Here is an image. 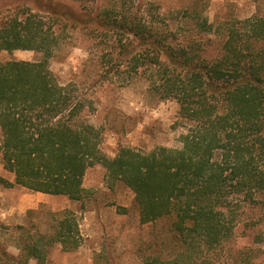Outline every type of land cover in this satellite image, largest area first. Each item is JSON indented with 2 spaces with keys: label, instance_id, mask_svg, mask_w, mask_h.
Masks as SVG:
<instances>
[{
  "label": "trees",
  "instance_id": "16d2710c",
  "mask_svg": "<svg viewBox=\"0 0 264 264\" xmlns=\"http://www.w3.org/2000/svg\"><path fill=\"white\" fill-rule=\"evenodd\" d=\"M49 8L99 32L101 44L113 40L102 51L103 69L124 83L141 77L159 99L176 101L186 133L181 148L145 153L122 147L107 156L101 130L84 116L85 100L49 68L58 46L54 31L40 15L26 12L0 25V55H43L32 62L0 58V161L14 175V182H1L84 203L90 197L87 171L103 167L111 186L121 184L134 194L142 225L170 220L178 250L172 264H206L198 254L231 242L243 216L264 210V17L229 22L222 54L207 59L173 45L155 5L143 11L120 0L95 17ZM199 25L212 31L206 20ZM52 216L50 236L30 237L18 247L19 256L0 248V264H46L55 245L77 250L76 213ZM146 264L167 263L157 258Z\"/></svg>",
  "mask_w": 264,
  "mask_h": 264
},
{
  "label": "rangeland",
  "instance_id": "374dc122",
  "mask_svg": "<svg viewBox=\"0 0 264 264\" xmlns=\"http://www.w3.org/2000/svg\"><path fill=\"white\" fill-rule=\"evenodd\" d=\"M120 0H0V25L10 17L26 12L40 15L57 38L58 46L49 68L62 85L74 87L77 97L85 100L84 116L101 130V148L115 157L122 147L150 152L156 147L181 148L186 126L179 117L174 100H161L141 77L124 83L105 71L101 65L105 44L99 32L67 22L48 12L61 6L95 17ZM134 7L147 10L155 5L172 32L174 46H184L195 56L207 59L222 54L227 25L236 19L264 17V0H131ZM212 25L205 31L200 21ZM36 51H3V62L38 61ZM2 134L0 130V142ZM0 179L14 182V175L3 168ZM84 187L90 197L73 202L66 196L33 192L20 186L6 188L0 180V248L15 256L18 247L30 237L50 236L54 227L53 213L71 210L80 225L81 246L64 252L60 245L50 248L46 264H146L161 259L167 264L178 253L169 232L170 220L142 225L134 194L121 184L111 186L106 169H89ZM254 212V211H253ZM257 214V215H256ZM259 214V215H258ZM206 264H264V210L243 216L231 242L198 254ZM4 264V262L2 263ZM29 264H37L31 260Z\"/></svg>",
  "mask_w": 264,
  "mask_h": 264
},
{
  "label": "crops",
  "instance_id": "0c3cea01",
  "mask_svg": "<svg viewBox=\"0 0 264 264\" xmlns=\"http://www.w3.org/2000/svg\"><path fill=\"white\" fill-rule=\"evenodd\" d=\"M43 194V193H42Z\"/></svg>",
  "mask_w": 264,
  "mask_h": 264
}]
</instances>
